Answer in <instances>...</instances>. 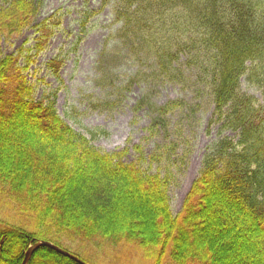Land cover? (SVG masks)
<instances>
[{
	"label": "trees",
	"instance_id": "16d2710c",
	"mask_svg": "<svg viewBox=\"0 0 264 264\" xmlns=\"http://www.w3.org/2000/svg\"><path fill=\"white\" fill-rule=\"evenodd\" d=\"M104 2H112L119 24V46L109 55L138 61L143 69L131 81L141 76L150 85L163 80L193 87L194 99L206 97L212 106L208 127H216L217 137L207 145L199 174L174 216L168 195L171 167L183 165L187 153L179 154L178 143L170 141L157 144L145 158L136 144L138 161L166 162L165 173L142 171L136 161L125 160L128 147L101 151L58 115L53 98L35 99L25 71L51 35L55 14L34 25L39 35L33 53H25L23 45L4 53L3 41L33 25L43 0H3L0 184L19 196L18 207L32 215V228L0 225V264H21L38 240L82 259L63 240L94 237L133 243L153 257V264H162L166 252L174 264H230L231 259L250 264L255 256L264 264V101L240 85L244 77L264 94V0ZM145 99L148 94L138 104ZM148 106L154 111L149 128L159 131L167 129L174 110L200 105L170 99ZM143 199L150 201L151 212ZM216 224L230 234H215ZM238 237L250 242L237 257L230 244ZM27 264L80 263L40 246Z\"/></svg>",
	"mask_w": 264,
	"mask_h": 264
},
{
	"label": "rangeland",
	"instance_id": "374dc122",
	"mask_svg": "<svg viewBox=\"0 0 264 264\" xmlns=\"http://www.w3.org/2000/svg\"><path fill=\"white\" fill-rule=\"evenodd\" d=\"M2 4L0 0V6ZM52 14H55L52 33L25 71L35 99L53 98L58 115L101 151L115 152L128 147L125 160L136 161L142 171L165 173L166 162H150L148 158L138 161L134 145H141L146 158L155 151L157 144L177 142L179 154L186 152L187 159L183 165L171 167L169 205L176 216L199 174L207 145L217 137L216 127H208L212 111L208 99H194L193 87L182 88L173 82L158 80L150 85L141 76L131 81L132 74L143 68H139L133 57L109 55L119 46L115 39L119 24L114 21L112 2L104 0H43L33 25L3 41V52L14 53L23 45L25 53H33L39 35L34 25ZM53 58L57 59L55 65H48ZM19 63L25 65V57H21ZM240 85L242 91L253 95L258 102L264 101V94L244 77ZM144 94H148L149 100L138 104ZM170 99H185L191 104L198 102L200 106L174 110L168 115L166 130L150 129L154 111L148 102L163 104ZM224 134L233 135L230 131ZM8 140L9 137L4 138L3 143L7 144ZM10 187L0 184V225L24 224L31 230L32 215L21 212L17 202L19 196H12ZM143 201V207L151 212L150 201ZM220 227L212 226L215 234L218 231L219 236L224 232L230 234L229 230L222 231L226 226ZM249 242L245 237H238L230 245L238 257L248 251ZM62 243L78 252L85 264H153V257L145 250L125 241L94 237L86 241L64 239ZM168 255L166 252L162 264H174ZM257 258L255 256L250 264H257ZM230 264L236 261L231 259Z\"/></svg>",
	"mask_w": 264,
	"mask_h": 264
},
{
	"label": "water",
	"instance_id": "95a60500",
	"mask_svg": "<svg viewBox=\"0 0 264 264\" xmlns=\"http://www.w3.org/2000/svg\"><path fill=\"white\" fill-rule=\"evenodd\" d=\"M40 246H48V247L52 248L53 250H55L56 252L66 256L68 258H71V259H73L74 261H76V262H78L80 264H85L83 261L78 259L73 254L69 253L68 251H66V250H64V249L58 247L57 245H54V244H52V243H50L48 241H44V240H38V241H36L35 243H33L31 246H29L27 248V250L25 251V254H24V258H23L22 264H25L29 260V258L31 256V254L33 253V251L35 249H37L38 247H40Z\"/></svg>",
	"mask_w": 264,
	"mask_h": 264
},
{
	"label": "bare ground",
	"instance_id": "6f19581e",
	"mask_svg": "<svg viewBox=\"0 0 264 264\" xmlns=\"http://www.w3.org/2000/svg\"><path fill=\"white\" fill-rule=\"evenodd\" d=\"M30 246V245H29ZM27 250V249H26ZM24 258V257H23ZM22 262H23V259H22V261H21V264H22ZM28 262V261H27ZM27 262L25 263V264H27Z\"/></svg>",
	"mask_w": 264,
	"mask_h": 264
}]
</instances>
